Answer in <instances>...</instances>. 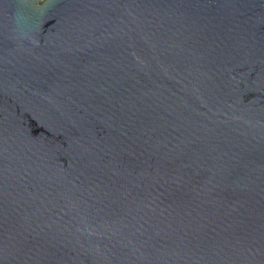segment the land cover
Segmentation results:
<instances>
[{"label": "water", "instance_id": "95a60500", "mask_svg": "<svg viewBox=\"0 0 264 264\" xmlns=\"http://www.w3.org/2000/svg\"><path fill=\"white\" fill-rule=\"evenodd\" d=\"M0 264H264V0H0Z\"/></svg>", "mask_w": 264, "mask_h": 264}]
</instances>
